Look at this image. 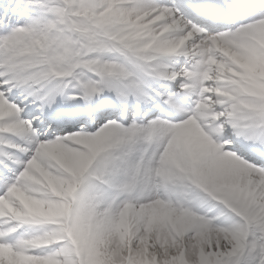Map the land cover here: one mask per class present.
<instances>
[{
	"label": "snow or ice",
	"instance_id": "obj_1",
	"mask_svg": "<svg viewBox=\"0 0 264 264\" xmlns=\"http://www.w3.org/2000/svg\"><path fill=\"white\" fill-rule=\"evenodd\" d=\"M0 264H264V0H0Z\"/></svg>",
	"mask_w": 264,
	"mask_h": 264
}]
</instances>
